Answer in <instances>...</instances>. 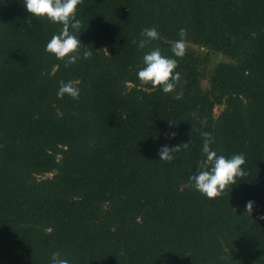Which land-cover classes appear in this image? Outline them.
<instances>
[{"label":"trees","instance_id":"trees-1","mask_svg":"<svg viewBox=\"0 0 264 264\" xmlns=\"http://www.w3.org/2000/svg\"><path fill=\"white\" fill-rule=\"evenodd\" d=\"M76 16L92 56L65 67L44 50L59 25L0 0V264H264V0H81ZM181 28L174 91L142 86L144 52L171 56ZM203 132L246 159L212 200L187 186Z\"/></svg>","mask_w":264,"mask_h":264},{"label":"clouds","instance_id":"clouds-1","mask_svg":"<svg viewBox=\"0 0 264 264\" xmlns=\"http://www.w3.org/2000/svg\"><path fill=\"white\" fill-rule=\"evenodd\" d=\"M80 3L81 0H23V6L29 14V21L46 19L52 24L59 25L58 32L47 41L44 50L57 60L64 61L65 67L92 56L90 47L85 46L80 39L82 21L76 16L77 6ZM178 36L179 39L171 43V56L162 54L158 47L144 52L143 66L136 73L142 86L150 85L153 89L159 88L165 94L174 91L181 78L180 72L176 71L177 58H182L186 52V29H179ZM140 37L133 43L137 44L138 49H144L152 41L158 40L160 34L155 27H150L143 29ZM78 85L79 81H59L57 96L67 95L74 100L78 99L80 96ZM201 135L204 138L201 149L203 161L196 168L195 173H191L187 186L198 191L206 199L212 200L222 195L229 186L235 185L237 178L246 175L243 167L246 159L243 153L233 154L230 157L218 154L210 146L211 134L203 132ZM189 143L174 147L162 145L157 153L159 160L172 161L174 154L182 147L187 148ZM252 208L253 202L249 201L246 204V210L251 212ZM49 264H71V261L63 257L60 252H53Z\"/></svg>","mask_w":264,"mask_h":264},{"label":"rangeland","instance_id":"rangeland-1","mask_svg":"<svg viewBox=\"0 0 264 264\" xmlns=\"http://www.w3.org/2000/svg\"><path fill=\"white\" fill-rule=\"evenodd\" d=\"M221 111V108H216V114H219Z\"/></svg>","mask_w":264,"mask_h":264}]
</instances>
